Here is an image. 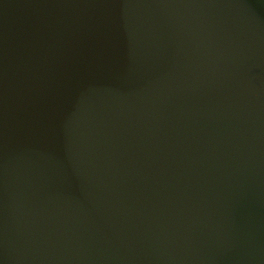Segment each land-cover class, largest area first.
I'll return each instance as SVG.
<instances>
[{
	"label": "water",
	"instance_id": "obj_1",
	"mask_svg": "<svg viewBox=\"0 0 264 264\" xmlns=\"http://www.w3.org/2000/svg\"><path fill=\"white\" fill-rule=\"evenodd\" d=\"M0 264H264V0H0Z\"/></svg>",
	"mask_w": 264,
	"mask_h": 264
}]
</instances>
